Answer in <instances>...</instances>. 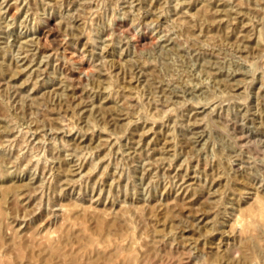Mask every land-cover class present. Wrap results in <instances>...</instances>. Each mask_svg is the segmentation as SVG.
<instances>
[{
  "label": "rangeland",
  "instance_id": "obj_1",
  "mask_svg": "<svg viewBox=\"0 0 264 264\" xmlns=\"http://www.w3.org/2000/svg\"><path fill=\"white\" fill-rule=\"evenodd\" d=\"M0 264H264V0H0Z\"/></svg>",
  "mask_w": 264,
  "mask_h": 264
},
{
  "label": "bare ground",
  "instance_id": "obj_2",
  "mask_svg": "<svg viewBox=\"0 0 264 264\" xmlns=\"http://www.w3.org/2000/svg\"><path fill=\"white\" fill-rule=\"evenodd\" d=\"M85 69V68H84Z\"/></svg>",
  "mask_w": 264,
  "mask_h": 264
}]
</instances>
